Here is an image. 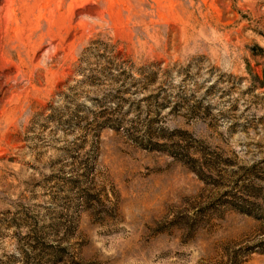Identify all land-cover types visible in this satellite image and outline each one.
<instances>
[{
    "label": "rangeland",
    "instance_id": "rangeland-1",
    "mask_svg": "<svg viewBox=\"0 0 264 264\" xmlns=\"http://www.w3.org/2000/svg\"><path fill=\"white\" fill-rule=\"evenodd\" d=\"M0 264H264V0H0Z\"/></svg>",
    "mask_w": 264,
    "mask_h": 264
},
{
    "label": "trees",
    "instance_id": "trees-1",
    "mask_svg": "<svg viewBox=\"0 0 264 264\" xmlns=\"http://www.w3.org/2000/svg\"><path fill=\"white\" fill-rule=\"evenodd\" d=\"M138 127V126H137ZM137 127H132V132L134 133V130L137 131V134H140L139 132L141 131L139 128ZM140 137V138H138ZM154 133L151 130V128L149 129H145V134L143 136H136L135 138L138 140H154ZM145 147L151 148V149H161L163 147H165V144L161 143V142H149L148 144H143Z\"/></svg>",
    "mask_w": 264,
    "mask_h": 264
}]
</instances>
